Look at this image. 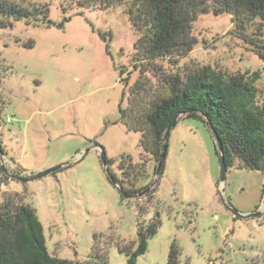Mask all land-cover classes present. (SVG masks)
<instances>
[{
    "label": "rangeland",
    "instance_id": "1",
    "mask_svg": "<svg viewBox=\"0 0 264 264\" xmlns=\"http://www.w3.org/2000/svg\"><path fill=\"white\" fill-rule=\"evenodd\" d=\"M68 3L50 2L53 26L20 20L0 29V67H9L0 84L3 174L31 177L69 163L25 183L3 181L0 173V204L13 199L33 208L50 255L60 259L83 263L95 248L107 264H127L118 246L135 243L137 222L148 225L159 212L161 226L136 264H166L173 242L178 264H264V175L231 167L220 185L211 133L198 120L180 119L166 140L163 171L155 176L153 161L140 148L141 134L120 123L129 88L143 78L133 61L139 35L121 7L75 15L70 6L63 14ZM231 31L229 15H201L192 26V51L157 64L167 72L196 66L230 74L261 71L257 87L264 97V61ZM144 76L156 84L151 74ZM127 157L134 165L146 163L131 182L156 188L151 204L138 194L125 198L112 184L110 176L121 180L118 166ZM221 197L239 212L261 214L234 219ZM140 208L146 212L139 214Z\"/></svg>",
    "mask_w": 264,
    "mask_h": 264
},
{
    "label": "trees",
    "instance_id": "2",
    "mask_svg": "<svg viewBox=\"0 0 264 264\" xmlns=\"http://www.w3.org/2000/svg\"><path fill=\"white\" fill-rule=\"evenodd\" d=\"M52 1L58 0H0V29L20 20L33 26H53L49 19ZM66 2L68 5L61 6L63 14L73 9L70 6L77 11L75 15L121 7L139 35L133 61L142 68L143 78L129 88L127 103L120 107V123L127 131L141 134L140 148L153 161L155 176L163 171L167 148L164 134L174 119L203 123L215 142H220L227 170L236 167L264 175V97L257 87L261 71L230 74L210 66H196L167 72L157 64L165 59L176 62L190 53L197 43L192 26L199 16L210 12L229 15L231 35L264 61V0H62ZM71 18L63 17L57 28L62 29ZM27 46L31 48L32 43ZM2 65L0 84L9 69ZM145 73L155 78L154 86L148 83ZM122 82L126 84L128 79ZM215 153L218 156L217 148ZM145 164L142 161L134 165L127 157L118 166L121 180L114 179L127 194H138L151 204L156 188L136 187L131 182L146 171ZM0 173H4L3 167ZM9 179L3 174V181ZM145 212L139 209V214ZM160 226L159 212L148 225L137 222L136 242L118 246L127 264H136ZM179 254L173 242L166 264H178ZM0 264H107V258L95 248L83 263L50 255L35 210L6 199L0 204Z\"/></svg>",
    "mask_w": 264,
    "mask_h": 264
},
{
    "label": "water",
    "instance_id": "3",
    "mask_svg": "<svg viewBox=\"0 0 264 264\" xmlns=\"http://www.w3.org/2000/svg\"><path fill=\"white\" fill-rule=\"evenodd\" d=\"M176 122H177V119H174L170 123V125L167 127V129L165 131V134H164V140H165V142L167 140V137H168V134H169L170 130L172 129V127L175 126ZM216 145H217V149H218V159H219V165H220L219 184L221 185L224 182V180H225L227 168H226V164H225L224 157H223V154H222V148H221L220 142L218 140H216ZM0 156L3 157V152L1 150V147H0ZM100 159H101L102 165L104 167H107V163H106L105 157L103 155V152L100 154ZM67 165H69V163L61 164V165H58V166H56L54 168H51V169H49L47 171H44L42 173H39V174L34 175V176H31V177H21V176L15 175V174H9L8 176L10 178H12V179H15V180H18V181H20L22 183H25V182H29V181H33V180H37L39 178L45 177V176H47L49 174H52V173L60 170L61 168H63L64 166H67ZM110 180H111V182H112V184L114 186L118 187L119 192L125 198H133V197H136V195L127 194L123 189H121L118 186V184H117V182H116V180L114 179L113 176H110ZM221 200H222L223 205L226 207V209L234 217L241 218V219H247V218L257 217V216H259L261 214V212H259V211H256V212H248V213L239 212L236 209L232 208L227 202H225L222 197H221Z\"/></svg>",
    "mask_w": 264,
    "mask_h": 264
},
{
    "label": "built area",
    "instance_id": "4",
    "mask_svg": "<svg viewBox=\"0 0 264 264\" xmlns=\"http://www.w3.org/2000/svg\"><path fill=\"white\" fill-rule=\"evenodd\" d=\"M7 122H9V119L7 120Z\"/></svg>",
    "mask_w": 264,
    "mask_h": 264
}]
</instances>
